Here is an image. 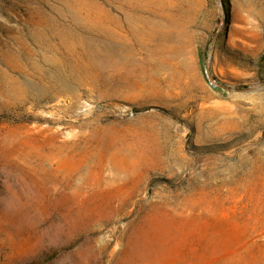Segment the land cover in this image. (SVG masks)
I'll list each match as a JSON object with an SVG mask.
<instances>
[{
	"label": "rangeland",
	"instance_id": "374dc122",
	"mask_svg": "<svg viewBox=\"0 0 264 264\" xmlns=\"http://www.w3.org/2000/svg\"><path fill=\"white\" fill-rule=\"evenodd\" d=\"M125 3L0 0V264H264V0Z\"/></svg>",
	"mask_w": 264,
	"mask_h": 264
},
{
	"label": "bare ground",
	"instance_id": "6f19581e",
	"mask_svg": "<svg viewBox=\"0 0 264 264\" xmlns=\"http://www.w3.org/2000/svg\"><path fill=\"white\" fill-rule=\"evenodd\" d=\"M153 3H154V0H126V3L125 4H127L129 7L127 6V8H125L122 5L119 6L120 9H121L120 12L123 13V18L122 19L119 18V17H117L116 15H114L113 13H111L110 11H108L109 9L106 10V8L104 6H99L100 7L101 16L102 17L104 16L105 17V20H106V18H108L107 22L109 24H112V26L114 28L112 30H111V28L109 30H105L104 33H103V36L101 35L102 36L101 41L97 40L96 43L87 45V47L85 48V55H88L90 58L89 59H85L84 58L85 61L83 62V66L86 67V68L93 66V67H96V69H101L108 62L111 61V58H114V57H120V58H122V56H125V58H124V60H125L127 57H129L131 54H133L134 49H135L134 48V45L135 44L137 45L139 43V44H144L145 45L148 40H153V41L156 40V41L159 42V41H163L164 39H173L174 38L173 37V34H172L171 31H169L172 27L170 29H168L167 28L168 25H166L165 23L164 24H161L159 22V20H156L157 18L156 19H153V18L152 19H149V18H147V16L144 15L145 14L144 13V10L145 9H148ZM112 10H113V7H112ZM147 13H149V12H147ZM105 20H104V22L102 20H99V23L101 24L99 26V29L104 30L106 28V22H105ZM92 22H93V20H92ZM172 26H174V25H172ZM87 27H91V26H87ZM152 54H154V53H152ZM148 56H150V54ZM151 58H153V56ZM146 59H147V57H146ZM122 60H123V58H122ZM125 64H127V63H125ZM155 67H158V66H155ZM159 68L160 67H158L157 70H159ZM115 69H116V66H115ZM153 76H154V74H153ZM143 84H141V85L143 86ZM237 235H238V238L240 239L241 238L240 237V235H241L240 234V231L238 232ZM233 236H234V234H233ZM227 241L229 242L230 240H227Z\"/></svg>",
	"mask_w": 264,
	"mask_h": 264
}]
</instances>
